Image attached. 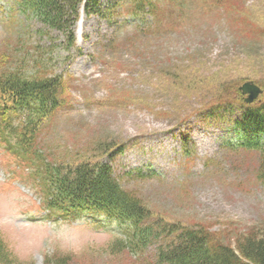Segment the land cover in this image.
<instances>
[{"label": "rangeland", "instance_id": "374dc122", "mask_svg": "<svg viewBox=\"0 0 264 264\" xmlns=\"http://www.w3.org/2000/svg\"><path fill=\"white\" fill-rule=\"evenodd\" d=\"M146 3L104 1L100 13L81 11L70 47L62 26L0 0V62L30 76L62 74L63 104L39 134L44 160H82L101 141L126 143L112 161L125 188L159 218L204 223L235 247L238 234L264 229L260 154L241 146L230 121L200 113L222 96L243 98L236 86L245 80L264 89V0ZM183 130L189 152L180 146ZM9 147L0 142V233L20 260L44 264L59 250L74 254L68 264H127L126 254L159 264L156 242L133 253L113 244L126 225L47 217L34 188L43 163L29 165Z\"/></svg>", "mask_w": 264, "mask_h": 264}, {"label": "trees", "instance_id": "16d2710c", "mask_svg": "<svg viewBox=\"0 0 264 264\" xmlns=\"http://www.w3.org/2000/svg\"><path fill=\"white\" fill-rule=\"evenodd\" d=\"M21 3L47 26H62L70 37L80 6L84 3L90 13H100L102 0H21ZM9 65L0 62V142L30 162L37 159L36 163H43L37 173L41 171L39 183L45 208L63 218L91 213L125 224L126 237L118 236L113 244L119 241L123 251H143L149 243L156 242L159 264H264V229L260 226L238 234L234 247L213 238L204 223L195 228L159 218L140 196L124 188L113 165L104 160L106 155L114 158L122 142L101 141L82 160H44L42 150L35 144L43 118L61 104L64 79L62 75L30 76ZM224 87L223 93L229 96L228 83ZM236 89L240 93L238 86ZM222 97L216 99L218 103L205 107L200 115L217 121L228 114L225 117L234 124L243 143L260 152L258 179L264 182V94L253 104H246L242 98L235 103L232 98ZM235 112L237 116L231 115ZM47 257L49 260L44 264H68L71 257L75 259L73 253L59 250ZM0 264L36 263L20 260L0 233Z\"/></svg>", "mask_w": 264, "mask_h": 264}, {"label": "water", "instance_id": "95a60500", "mask_svg": "<svg viewBox=\"0 0 264 264\" xmlns=\"http://www.w3.org/2000/svg\"><path fill=\"white\" fill-rule=\"evenodd\" d=\"M240 89L244 94H248L245 98L246 102H252L262 92L261 88L251 80L244 82Z\"/></svg>", "mask_w": 264, "mask_h": 264}]
</instances>
